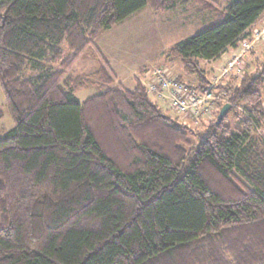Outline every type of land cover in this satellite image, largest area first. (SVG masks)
Masks as SVG:
<instances>
[{
    "label": "trees",
    "instance_id": "16d2710c",
    "mask_svg": "<svg viewBox=\"0 0 264 264\" xmlns=\"http://www.w3.org/2000/svg\"><path fill=\"white\" fill-rule=\"evenodd\" d=\"M188 1L0 0V85L15 122L0 137V264H264V174H247L264 127V61L229 85L248 117L232 128V106L221 122L219 108L196 146L140 81L110 87L106 60L107 86L84 101L72 88L83 81L67 75L103 31ZM206 4L218 22L169 51L199 89L198 60L264 13V0ZM50 55L60 69L45 68Z\"/></svg>",
    "mask_w": 264,
    "mask_h": 264
},
{
    "label": "rangeland",
    "instance_id": "374dc122",
    "mask_svg": "<svg viewBox=\"0 0 264 264\" xmlns=\"http://www.w3.org/2000/svg\"><path fill=\"white\" fill-rule=\"evenodd\" d=\"M230 0H189L172 10H156L146 6L130 15L113 28L105 30L94 42V45L83 52L79 59L67 69V75L80 79L81 85L73 86L76 97L84 101L90 96L100 93L107 82L100 76L102 61L106 60L110 75L115 77L110 87L123 86L133 89L138 81L144 85L143 77L158 66L168 67L173 75H181L183 81L198 86L201 83L196 74L184 71V63L169 55L170 49L178 42L200 33L218 22L217 15L207 8V2L218 10L223 9ZM235 54L225 56L217 65L212 66L206 59H199V65L207 72L208 86L215 93L225 92V100L217 101L213 107L211 102H203L196 115L177 113L170 108L168 100L152 99L160 106L164 115L172 117L188 132L193 146H196L203 133L216 118L219 108L226 103L232 104L226 125L239 126V116L248 117L246 108L240 102L230 100L232 88L241 78L257 74L264 61V13L245 32L233 46ZM64 57L70 54L63 45ZM233 54V56H231ZM231 56V57H230ZM45 68L60 69V62L53 60L52 55L45 61ZM34 74L31 66H27L23 77ZM216 85V86H215ZM109 86V85H108ZM145 86V85H144ZM207 86V88H206ZM264 95V86L261 88ZM227 101V102H226ZM264 105V98H263ZM214 111L213 118L210 114ZM205 115V116H200ZM208 116V117H206ZM15 126L9 110L4 91L0 85V137ZM252 152L248 155L247 174H264V127L256 129L252 136ZM257 155V156H256ZM241 180L245 177L236 174ZM235 180L239 182L236 178Z\"/></svg>",
    "mask_w": 264,
    "mask_h": 264
},
{
    "label": "built area",
    "instance_id": "2783aa9c",
    "mask_svg": "<svg viewBox=\"0 0 264 264\" xmlns=\"http://www.w3.org/2000/svg\"><path fill=\"white\" fill-rule=\"evenodd\" d=\"M143 83L147 92L156 100H168L170 108L177 113L196 115L198 107L203 102H212L213 107L218 100H225L228 96L225 92L215 93L210 88L199 89L187 82L178 79L177 75L166 66H158L150 70L143 77ZM232 106V104H231ZM205 116V115H200ZM213 116V109L210 117ZM208 117V116H206Z\"/></svg>",
    "mask_w": 264,
    "mask_h": 264
},
{
    "label": "crops",
    "instance_id": "0c3cea01",
    "mask_svg": "<svg viewBox=\"0 0 264 264\" xmlns=\"http://www.w3.org/2000/svg\"><path fill=\"white\" fill-rule=\"evenodd\" d=\"M234 46V45H233ZM233 46L228 47L220 56H218L215 59H210L208 60V62H210L209 64H212V66H215L218 64V62L220 60H223L225 58V56L230 55V52H232L233 54H235V52L237 51L236 49H234ZM233 54H231V56H233ZM230 56V57H231Z\"/></svg>",
    "mask_w": 264,
    "mask_h": 264
},
{
    "label": "water",
    "instance_id": "95a60500",
    "mask_svg": "<svg viewBox=\"0 0 264 264\" xmlns=\"http://www.w3.org/2000/svg\"><path fill=\"white\" fill-rule=\"evenodd\" d=\"M231 109V104L226 103L222 106L220 113L218 115V121L221 122L224 116L228 113V111Z\"/></svg>",
    "mask_w": 264,
    "mask_h": 264
},
{
    "label": "bare ground",
    "instance_id": "6f19581e",
    "mask_svg": "<svg viewBox=\"0 0 264 264\" xmlns=\"http://www.w3.org/2000/svg\"><path fill=\"white\" fill-rule=\"evenodd\" d=\"M142 82V81H141ZM216 86V85H215ZM207 88V87H206ZM218 101H220V100H218ZM227 102V101H226Z\"/></svg>",
    "mask_w": 264,
    "mask_h": 264
}]
</instances>
